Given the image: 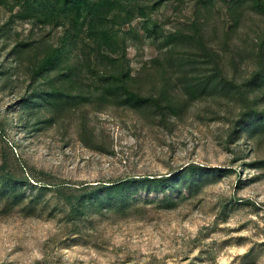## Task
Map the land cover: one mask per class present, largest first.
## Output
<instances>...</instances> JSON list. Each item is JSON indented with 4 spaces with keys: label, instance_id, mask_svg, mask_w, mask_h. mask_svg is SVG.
Masks as SVG:
<instances>
[{
    "label": "trees",
    "instance_id": "16d2710c",
    "mask_svg": "<svg viewBox=\"0 0 264 264\" xmlns=\"http://www.w3.org/2000/svg\"><path fill=\"white\" fill-rule=\"evenodd\" d=\"M16 1L0 0L8 13L0 20V86L22 90L19 109L35 123L67 128L75 122L84 146L109 153L112 142L96 130L91 112L129 109L172 130L195 102L221 101L227 108L224 118L229 119V108L237 110L229 143L264 141V0H177L193 6L194 19L186 30L163 36L145 26L150 37H162L165 52L139 72L131 65L122 27L137 16L149 20L147 9L170 0H61L62 6L58 0H36L34 14L14 12ZM220 2L232 18L221 27L218 46L208 34V20L201 18ZM245 6L263 24L249 48L234 36ZM18 19L32 24L27 33L14 27ZM247 60L254 68L241 76ZM17 158L20 171L10 166L8 156L0 163V213L56 217L62 212V229L72 238L110 213L125 216L143 204L174 209L231 169L189 163L164 174L72 183L44 171L30 173ZM247 164L264 171V156Z\"/></svg>",
    "mask_w": 264,
    "mask_h": 264
},
{
    "label": "rangeland",
    "instance_id": "374dc122",
    "mask_svg": "<svg viewBox=\"0 0 264 264\" xmlns=\"http://www.w3.org/2000/svg\"><path fill=\"white\" fill-rule=\"evenodd\" d=\"M35 2L17 0L14 12L34 14ZM58 4L62 6L61 0ZM147 11L149 20L137 16L122 27L135 72L165 52L162 37H150L145 26L163 36L186 30L195 17L191 4L177 0ZM242 11L245 17L234 36L249 48L263 24L246 6ZM7 15L0 7V20ZM231 18L222 2L201 18L208 20V34L216 45L220 46L221 27ZM14 25L26 33L32 27L20 19ZM253 68L250 60L242 63L241 76ZM18 88L0 86V121L5 127L0 130V163L8 156L17 171L14 153L30 173L44 171L72 183L164 174L189 163L231 169L174 209L143 204L125 216L110 213L76 238L62 229V212L56 217H47V212L41 217L20 211L0 213V264H264V171L247 164L264 156V141L228 142L236 109L229 108L226 119L221 101H197L172 130L129 109L91 112L96 130L112 142L113 152L101 153L83 145L75 122L62 128L30 120L19 109Z\"/></svg>",
    "mask_w": 264,
    "mask_h": 264
}]
</instances>
